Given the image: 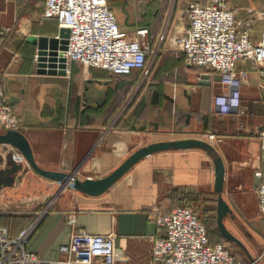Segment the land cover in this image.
<instances>
[{"label": "crops", "instance_id": "crops-1", "mask_svg": "<svg viewBox=\"0 0 264 264\" xmlns=\"http://www.w3.org/2000/svg\"><path fill=\"white\" fill-rule=\"evenodd\" d=\"M204 1L108 0L122 29L149 27L152 46L159 44L170 17L162 43L169 51L163 52L158 62L163 65L160 71L176 81L149 85L148 78L147 84L137 91L135 81L140 69L129 75H115L92 67L86 79L84 66L74 61L65 74L39 73L37 45L29 38L58 35L57 20L42 18L45 0H0V81L5 98L23 118L20 132L29 140L37 163L48 170L76 172L82 180L97 179L151 143L205 139L214 145L226 167L223 197L232 212L224 217V223L245 247L244 250L228 240L218 226L213 158L199 148L171 149L144 157L100 195L78 190L74 181L63 186L25 162V171L13 184H0V224L18 233L44 203L52 202L27 246L44 261L40 264H57L62 258L60 248L69 243L74 230L68 220L70 212H75L80 228L117 234L118 264H152L153 237L158 231L152 212L157 208L168 211L183 202L199 211L204 205H214L220 238L214 241L239 247L245 257L234 254L238 260L255 258L247 242L229 228L226 218L241 215L252 191L264 183L259 137L264 124L261 69L250 59L238 62V68L247 71L242 88L244 114L213 112V99L219 88L216 74L187 63L182 47L174 41L188 26V5ZM228 4L235 9L237 18L245 16L248 9H264V0H228ZM263 30L264 21L257 22L252 28V39H259ZM157 72L158 69L155 76ZM204 73L210 78L203 79ZM124 106L128 108L123 111ZM150 109L153 118L144 115ZM4 132L0 128V133ZM208 133L215 137L209 139ZM9 151L17 157L21 155L11 145H0L1 154ZM257 201L259 205L258 193ZM262 220L255 219L253 227L257 242L263 240L264 252ZM246 234L253 237L251 232Z\"/></svg>", "mask_w": 264, "mask_h": 264}, {"label": "built area", "instance_id": "built-area-1", "mask_svg": "<svg viewBox=\"0 0 264 264\" xmlns=\"http://www.w3.org/2000/svg\"><path fill=\"white\" fill-rule=\"evenodd\" d=\"M188 26L174 38L182 47L190 65L207 67L218 74L219 94L213 99L216 114L240 116L245 109L242 88L247 71L238 68L241 59H250L261 69L264 89V30L259 39H252L253 26L264 21V9H248L242 18L229 6L228 0L191 2L186 9ZM44 19H56L60 28L70 31L67 48L61 51L70 63L84 66L89 79L92 67L109 70L115 75H129L140 69L137 89L147 80L155 56L167 36L170 17L152 46L150 29L139 26L129 31L120 27L117 15L108 0H45ZM23 126L22 116L5 98L0 81V128L17 130ZM215 135L208 133V138ZM260 158L264 160V124L259 130ZM26 162L24 157L16 156ZM260 214L264 219V183L257 189ZM52 204V202H51ZM49 208V207H48ZM39 209L30 223L18 233L0 224V264L43 263L36 252L28 250L31 235L49 209ZM210 211L176 205L170 210L155 209L152 214L158 231L153 237L152 264H253L242 261L223 243H212L206 222ZM74 230L68 244L60 248L57 264H118L117 234L93 233L77 226L75 212L68 214Z\"/></svg>", "mask_w": 264, "mask_h": 264}, {"label": "water", "instance_id": "water-1", "mask_svg": "<svg viewBox=\"0 0 264 264\" xmlns=\"http://www.w3.org/2000/svg\"><path fill=\"white\" fill-rule=\"evenodd\" d=\"M70 31L67 28H60L58 35L54 37L44 35H32L29 39L37 45V62L39 73H56L65 74L67 70L66 59L62 57L61 51L67 48L68 37ZM210 74L204 73L203 79H209ZM216 80H220L218 74L215 75ZM8 144L19 150L24 157L28 166L34 169L42 176L64 183L74 181L75 187L89 195H100L109 189L119 178L129 171L136 163L144 157L155 152L171 150V149H190L199 148L205 150L214 160L215 163V185L214 189L218 193L217 202V222L222 234L230 241H233L245 250L242 242L233 233H231L225 223L224 217L232 212L230 206L223 197L224 182L226 175V167L223 158L212 143L202 138H183L158 141L143 146L134 151L127 159H125L115 170L102 178H86L80 179L76 172L66 173L63 171H53L41 167L34 156L33 149L27 137L20 131L8 130L0 133V145ZM0 184L11 185L18 178L20 172L25 171V163L16 158L13 151L6 154L0 153ZM249 261L258 264V259L249 256Z\"/></svg>", "mask_w": 264, "mask_h": 264}, {"label": "rangeland", "instance_id": "rangeland-1", "mask_svg": "<svg viewBox=\"0 0 264 264\" xmlns=\"http://www.w3.org/2000/svg\"><path fill=\"white\" fill-rule=\"evenodd\" d=\"M129 31H131V30H129ZM168 48L169 47L166 45V43H165V45L162 44L161 50L155 56V59L152 62L149 77H148L149 78V85L151 83H157V82H161V84H163V82L166 80L167 81L168 80L169 81L170 80L176 81L175 79H173V76L170 77L169 75H167L166 72L162 73V71H160V68L163 65L159 64L158 58L163 52H168L169 51ZM156 69H158L159 72H157V75L155 76V70ZM148 78H147V80H148ZM147 80H145V82L138 88L137 91H140L147 84ZM219 92H220V88H218L216 94H219ZM126 108H128V106H124L123 111L126 110ZM213 112H214V110H213ZM147 114H149V118H153L154 113H153L152 109L144 112V115L147 116ZM256 191H257L256 189H254L252 191V193L250 194V197H248V199H247L248 203H246L245 206L243 205V207H244L243 213L241 215H239L236 212L237 217L235 219H233L231 216H228L226 218V223L229 226V228H231V230L233 232H235V234H237L239 237H241L243 240H245V242H247L248 246L251 248L253 256H255V258H258V264H264V252L261 251L263 249V240H260V242H257L256 239H259V238L256 237V234H255L256 231L254 230V227H253L255 219L261 220L263 222L262 216L260 215V209H259V205H258V201H257ZM206 206L214 207V205H211V204L206 205ZM51 207H52V204L50 201L46 202L42 205V209L48 208L50 210ZM49 210H47V211H49ZM213 213H210L211 216L213 215ZM209 229H210V233H211V238L213 240L220 239L218 237V234L216 233V224H214L213 221H210ZM246 232H251L253 234V237L249 238L247 236ZM224 242H225L227 248L233 254H235L237 257H241V258L245 257L244 253L241 251V249L239 247H237L235 244H230L227 241H224Z\"/></svg>", "mask_w": 264, "mask_h": 264}, {"label": "trees", "instance_id": "trees-1", "mask_svg": "<svg viewBox=\"0 0 264 264\" xmlns=\"http://www.w3.org/2000/svg\"><path fill=\"white\" fill-rule=\"evenodd\" d=\"M203 69H205V70H208L209 72H212V70L210 69V68H207V67H202ZM142 71H140V73H141ZM137 79H138V77H137ZM137 79H136V81H137ZM135 81V82H136ZM115 110L111 113V115H110V117L112 118L113 116H114V114H115ZM185 200H187V197L185 196ZM177 205H188V206H190V207H192L193 209H195V210H197L195 207H193L192 205H190L188 202H183V203H179V204H177ZM176 206V205H175ZM204 209L206 210V209H208L209 211H210V213H213V215L211 216V214L209 213V215H208V221L206 222V224H207V228H208V235H209V238H210V241L212 242V243H223V242H217V241H214L212 238H211V233H210V229H209V226H210V221H213L214 222V224H216V219H215V212H216V209H215V207H209V206H206V205H204V208L202 209V212L204 213ZM34 217H31L30 219H29V221H28V223H30L31 222V220L33 219ZM27 223V224H28ZM212 223V222H211ZM27 224H25L24 226H26ZM2 225H4V224H2ZM23 226V227H24ZM22 227V228H23ZM217 227V226H216ZM21 228V229H22ZM20 229V230H21ZM216 233H217V230H216Z\"/></svg>", "mask_w": 264, "mask_h": 264}, {"label": "flooded vegetation", "instance_id": "flooded-vegetation-1", "mask_svg": "<svg viewBox=\"0 0 264 264\" xmlns=\"http://www.w3.org/2000/svg\"><path fill=\"white\" fill-rule=\"evenodd\" d=\"M140 76H141V73L138 75V79H137V81H136V86H137V83H138V81H139Z\"/></svg>", "mask_w": 264, "mask_h": 264}]
</instances>
